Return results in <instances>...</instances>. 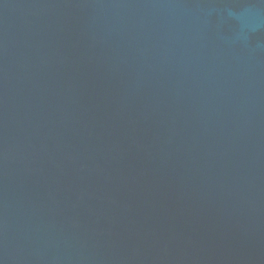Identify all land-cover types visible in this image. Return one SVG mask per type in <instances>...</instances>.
<instances>
[{
  "label": "water",
  "instance_id": "1",
  "mask_svg": "<svg viewBox=\"0 0 264 264\" xmlns=\"http://www.w3.org/2000/svg\"><path fill=\"white\" fill-rule=\"evenodd\" d=\"M0 264H264V0H0Z\"/></svg>",
  "mask_w": 264,
  "mask_h": 264
}]
</instances>
